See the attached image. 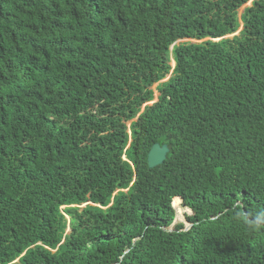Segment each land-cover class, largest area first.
<instances>
[{"label": "trees", "instance_id": "1", "mask_svg": "<svg viewBox=\"0 0 264 264\" xmlns=\"http://www.w3.org/2000/svg\"><path fill=\"white\" fill-rule=\"evenodd\" d=\"M0 264H264V0H0Z\"/></svg>", "mask_w": 264, "mask_h": 264}, {"label": "rangeland", "instance_id": "2", "mask_svg": "<svg viewBox=\"0 0 264 264\" xmlns=\"http://www.w3.org/2000/svg\"><path fill=\"white\" fill-rule=\"evenodd\" d=\"M250 6V2L246 5H244L243 7H241L239 10H238V18L240 17V15L243 13L244 9L249 7ZM187 40H184V41H181V42H186ZM171 66H173V63H171ZM169 77V76H168ZM167 77V78H168ZM166 78V79H167ZM156 86L157 85H153L151 87V89L154 91V100L155 98L157 97L158 93L156 91ZM155 102V101H154ZM172 207L175 211V218H174V224H178V223H182L185 225V227H188V223L185 221V218L187 216H189L191 213L189 210L185 209L182 204H181V200L178 201V202H174L172 201Z\"/></svg>", "mask_w": 264, "mask_h": 264}, {"label": "water", "instance_id": "3", "mask_svg": "<svg viewBox=\"0 0 264 264\" xmlns=\"http://www.w3.org/2000/svg\"><path fill=\"white\" fill-rule=\"evenodd\" d=\"M168 153L169 148L166 145H160L157 143L152 145L147 154V165L149 169H153L163 164Z\"/></svg>", "mask_w": 264, "mask_h": 264}]
</instances>
